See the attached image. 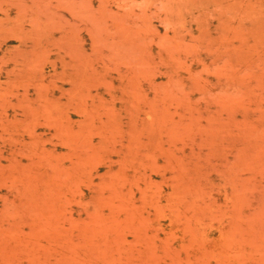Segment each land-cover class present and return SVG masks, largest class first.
<instances>
[{
  "label": "rangeland",
  "instance_id": "obj_1",
  "mask_svg": "<svg viewBox=\"0 0 264 264\" xmlns=\"http://www.w3.org/2000/svg\"><path fill=\"white\" fill-rule=\"evenodd\" d=\"M0 264H264V0H0Z\"/></svg>",
  "mask_w": 264,
  "mask_h": 264
}]
</instances>
